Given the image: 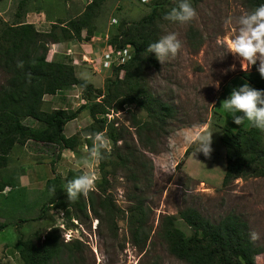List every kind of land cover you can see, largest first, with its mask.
Instances as JSON below:
<instances>
[{"label":"rangeland","instance_id":"rangeland-1","mask_svg":"<svg viewBox=\"0 0 264 264\" xmlns=\"http://www.w3.org/2000/svg\"><path fill=\"white\" fill-rule=\"evenodd\" d=\"M52 1L45 0L51 4ZM66 1H69L70 7L65 15L64 10L62 13L59 7L60 13L57 10L55 17H49L46 5L40 3L38 6L46 11L42 10L37 14L38 19L31 14L23 18L24 7L19 21L27 24L33 21L35 31L49 32L53 26L49 20L57 23L75 18L89 2L61 0L63 6ZM19 2L21 0L0 1V18L7 24L16 21ZM175 2L178 3V0H170L169 4ZM154 4L166 6L168 2L105 0L101 14L95 20L96 31L89 42L78 45L73 40L62 41L61 32L56 27L54 33L59 41L48 44L46 59L50 57V61L71 64L76 76L87 75L89 78L79 76V79L92 84L95 89L103 90L105 81L114 79L111 71H99L97 67L100 55L108 49L105 43L109 37L113 39L119 35L128 24L136 23L149 15ZM191 4L197 11V18L191 23L179 25L162 21L158 25L159 39L170 32L178 34L182 42L179 53L175 58L167 59L164 64L157 60L158 68L147 71V81L152 93L174 108L166 132L153 139L148 138L149 133L144 132L142 141L149 144L144 147L139 143L135 129L131 127V121L133 116L140 123L148 121L145 112L135 106H125L113 111L106 109V114L98 116L104 119L101 133L109 142L110 153L107 155L111 154L110 161L114 162L116 158L108 136L121 126L129 131L127 140L146 157L145 162L151 169V175L147 179L140 178V187H149L142 189L143 206L133 213L129 211L134 205L128 201L133 188L126 179V170L119 169L113 163L106 167L108 185L105 195L108 203L107 212L101 213V221L92 217L88 208V219L83 216L75 219L73 209L69 206L71 201L67 197L65 180L54 189L55 192H62L60 198L66 202V208L47 204L55 193L52 191L53 187L47 185V181L54 178L55 174L65 179L70 170L88 171L94 178L92 191L99 194L102 190L99 162L87 169L81 164L82 157L86 155L83 134L88 133V126L92 124L84 111L76 122L81 125L76 133L80 144L75 150L67 151L64 155L56 146L28 144L25 149L16 147L11 153L13 160L8 161L6 172L17 174V177L26 176L28 179H25V185L5 188L0 194V225L7 224L6 228L0 230V264H21L14 249L15 243L19 239L35 240L39 236L42 240L46 232L54 227L58 228L64 243L78 240L82 245L73 254L63 248L48 264H188L170 254L162 239V226L167 218H173L174 226L186 237L193 234L179 216L180 212L188 208L195 209L213 224L227 216L237 217L246 223L249 239L255 248H264V173H258L262 167L253 164L247 176L233 180L226 187L222 186L226 163L225 148L220 142V136L224 128L235 133L240 129L248 131L251 127L247 122L245 125H236L232 117L221 108L222 101L230 96L233 89L245 83L254 88L241 77V73L245 71L241 69L239 59L228 53L227 48L238 27L237 18L250 12V9L244 6L243 0H192ZM229 17L233 22L226 25L225 21ZM81 37H85L84 30ZM93 49L95 51L90 52ZM81 54H85L88 60L96 61L93 67L89 66L90 63L81 62ZM258 64L259 62L247 72L257 69ZM233 65L235 70H232ZM121 74L118 79L123 78ZM5 79L6 76L0 70V86ZM79 90V97L85 102L82 91ZM63 98L58 97L59 102ZM65 106L69 108L71 104ZM77 108L78 105H72L69 110ZM22 122L30 125L32 121L23 119ZM97 127L99 128V124ZM182 130L212 133L210 158L203 153H195V144L183 145L181 137L177 135ZM256 130L258 146L264 149V132ZM170 142L175 145L174 148L170 147ZM189 147L190 151L184 157V152ZM16 160H19L18 163ZM21 219L26 222L20 223ZM252 232L258 234L257 239L250 238L249 234ZM254 261V264H264V253L256 255Z\"/></svg>","mask_w":264,"mask_h":264},{"label":"trees","instance_id":"trees-1","mask_svg":"<svg viewBox=\"0 0 264 264\" xmlns=\"http://www.w3.org/2000/svg\"><path fill=\"white\" fill-rule=\"evenodd\" d=\"M1 1V0H0ZM154 4L146 17L136 23H130L119 32L109 43L115 49H122L129 45L132 48L130 60L123 66L113 68L114 79H107L103 90L93 88L92 84L79 79L74 73L71 64L60 61H48L46 52L48 44L59 41L55 35L56 27L61 32L62 41H88L96 31L95 20L101 14L105 0H90L83 12L65 22L53 24L49 32L35 31L32 24L19 21L20 12L26 6L27 0L19 2L16 11V21L7 24L0 18V70L6 76L5 82L0 86V170L8 164V155L15 145H25L28 141L48 143L57 146L61 151H73L80 144L77 135L66 137L63 127L70 121L79 117L86 111L92 124L88 126V133L103 131L104 119L99 115L106 114V109L118 110L125 106H135L146 113L148 121L140 123L135 116L132 118V128L135 129L139 143L148 147L142 141L144 132L149 133L150 139L160 137L166 132L168 121L174 114V108L150 90L147 81V71L157 69L158 62L155 53H148L147 46L159 40L158 25L169 22L163 19L164 15L176 6V2L169 4ZM192 0H190L191 2ZM197 2L198 0H193ZM244 6L252 11L264 0H243ZM85 31V37L81 32ZM51 60V58H48ZM23 62V68L18 67ZM122 72V79L118 75ZM241 77L254 88L264 91V78L257 69L242 72ZM78 87L82 91L85 103L76 110L55 109L45 111L43 97L55 95L58 92ZM113 107V108H111ZM23 119H32L36 127L25 125ZM99 124V128L97 125ZM129 131L124 127L110 133L111 149L116 161H110L111 154L105 153V158L99 162V172L102 179V190L99 194L90 191L87 198L81 196L77 201L71 202L75 219L84 217L88 219L87 208L91 216L101 221V213L107 212L106 167L113 163L119 169L126 170V179L132 185L133 191L128 201L134 205L129 208L131 213L144 204L143 190L148 186L140 187V178L147 179L151 169L145 162L144 154L127 140ZM220 142L225 148L226 170L222 178V186L248 175L253 164L262 167L258 173H264V149L258 146L257 130L250 127L248 131L238 130L233 133L224 128ZM91 140L84 137V145H91ZM190 147L184 152L189 153ZM54 169V168H53ZM81 171L70 170L65 179L59 174L47 181L48 186H59L67 183ZM7 184L0 179V194ZM62 192H55L47 201L48 205L66 208V202L60 198ZM45 206V205H44ZM180 218L191 228L193 234L186 237L176 228L173 218H167L162 228V239L167 245L170 254L178 260L188 264H254L255 256L264 253L255 248L249 239L247 225L235 216H227L217 224L205 219L198 211L192 208L180 212ZM37 219H40L39 217ZM26 220L21 219L20 223ZM7 224L0 225V230ZM19 239L14 249L19 255L21 264H48L51 258L67 248L72 254L80 250L82 244L75 240L64 243L57 227L51 228L40 240ZM136 243V241L134 242ZM137 244V243H136Z\"/></svg>","mask_w":264,"mask_h":264},{"label":"clouds","instance_id":"clouds-1","mask_svg":"<svg viewBox=\"0 0 264 264\" xmlns=\"http://www.w3.org/2000/svg\"><path fill=\"white\" fill-rule=\"evenodd\" d=\"M144 2L147 3L148 0ZM196 18L197 11L190 0H178L176 6L163 17L164 20L179 25L189 24ZM232 22L231 17L225 21L226 25H231ZM236 23L238 27L235 35L227 45L228 53L239 59L241 69L245 72L259 62L257 70L264 78V4L240 15ZM181 48L182 42L178 34L170 32L149 44L146 51L155 53L157 60L164 64L170 57L175 58ZM17 66L23 68V62H19ZM232 70H235V65L232 66ZM221 108L232 117L236 125H245L247 122L251 127L264 132V91L256 90L245 83L232 90L230 96L222 101ZM83 135L92 142L90 146L85 145L86 155L81 160L83 168L87 169L93 163L104 159L105 153H110V147L103 133H84ZM177 135L181 137L183 145L195 144V153L200 152L210 158L212 133L182 130ZM170 147L174 148L175 145L170 142ZM65 190L71 202L77 201L81 196L87 198L90 191L94 190V178L88 171H81L67 182ZM52 191L55 192V189L53 188ZM249 235L253 240L258 238V234L254 232Z\"/></svg>","mask_w":264,"mask_h":264},{"label":"crops","instance_id":"crops-1","mask_svg":"<svg viewBox=\"0 0 264 264\" xmlns=\"http://www.w3.org/2000/svg\"><path fill=\"white\" fill-rule=\"evenodd\" d=\"M69 1H66V3H64V6L62 5V2H61V0H53L52 1V4L51 3H48V2H45V0H28V2H27V5L25 6V13H24V15H23V18H24V16L25 15H36L35 16V18L36 19H38V16H37V14H39V13H41L42 12V10H44V11H46L45 9H42L40 6H38L40 3L43 5H46V8H47V10L48 11H46L47 13H48V16L50 17V15L52 16V17H55V13H57V12H55V11H57L58 10V12L60 13V11H59V7H61V11H62V13H63V10H64V15L66 14V12H67V8L68 7H70V3H68ZM34 5H36V6H34ZM58 5H60V6H58ZM38 7V8H37ZM81 14V13H80ZM30 15V16H31ZM49 20V19H48ZM49 22L51 23V25H53V24H56L54 21H52L51 22V20H49ZM29 24H32L33 26H35V23L32 21L31 23L30 22H28ZM75 43H78V45H79V43L80 44H84L85 42H89V40L88 41H85V40H82V41H74ZM91 49V48H90ZM89 49V50H90ZM88 50V51H89ZM95 51V49H93V50H91L90 52H94ZM81 56L83 57V56H85V57H87L85 54H81ZM75 59H77V58H75ZM80 59V58H79ZM78 59V60H79ZM81 62H82V60H81ZM106 71H108V70H106ZM109 71H111V73H112V70H109ZM85 77V78H87V79H89L88 77H87V75L86 76H81L80 74L79 75H77L76 77ZM85 78H83V79H85ZM75 92V93H74ZM79 93H80V90H79V88H77V87H72V88H70V89H68V90H65V91H61V92H58V93H56L55 95H46V96H44L43 97V106H42V108L45 110V111H51V110H55V109H64V110H69V108L70 109H72V105L73 106H76L77 107V105H78V107L80 106V105H82V104H84L85 102H83L82 101V99L79 97ZM60 96H62V98L63 97H66V99H64L63 98V100L62 101H60L59 102V100H58V97H60ZM62 102V103H61ZM45 103H47V104H45ZM82 103V104H81ZM66 104H71V107H67V106H65ZM48 106V107H47ZM74 111V110H73ZM88 115V114H87ZM81 117V114L79 115V117L77 118V119H75V120H73V121H70V122H68L64 127H63V134L66 136V137H70V136H73V135H76V133L79 131V129H80V126L79 125H81V124H78V123H76V122H78L79 121V118ZM31 124H30V126H32V127H36L37 126V123L34 121V120H32L31 119ZM28 144H34V145H49V146H55V145H53V144H48V143H37V142H33V141H28L25 145H15L13 148H12V150L10 151V153H9V155H8V158H9V160L8 161H12L13 160V158H12V155H11V153L13 152V150L14 149H16V147H20L21 149H25V147H26V145H28ZM57 147V146H56ZM20 148H17V149H20ZM70 152L69 150H62V153H64V155H65V152ZM17 159H19V158H17ZM65 159H67V158H65ZM68 160V159H67ZM18 161L19 160H16V162L18 163ZM9 164V163H8ZM20 164V163H19ZM18 166H20V165H18ZM7 167H8V165L5 167V168H3V169H1L0 170V179L3 181V182H5L6 184H7V186L5 187V188H16V186H18V184L19 185H25V179H28V177H26V176H19L18 175V177L16 176L17 174H14V173H8V172H6L7 171ZM18 168V167H17ZM5 169V170H4ZM4 171L6 172V173H4ZM19 174V173H18ZM21 186V187H22Z\"/></svg>","mask_w":264,"mask_h":264},{"label":"built area","instance_id":"built-area-1","mask_svg":"<svg viewBox=\"0 0 264 264\" xmlns=\"http://www.w3.org/2000/svg\"><path fill=\"white\" fill-rule=\"evenodd\" d=\"M109 40L110 37L105 43V46L107 45L108 49L100 55L101 60H97L99 61L97 66L99 68V71L112 70L113 68H117L125 65L130 60L132 54L131 46L127 45L122 49H115L114 46H111ZM82 59H83L82 61L83 63H90L89 66L91 67H93V65L96 62L94 59L88 60V58H86L85 56H83Z\"/></svg>","mask_w":264,"mask_h":264}]
</instances>
